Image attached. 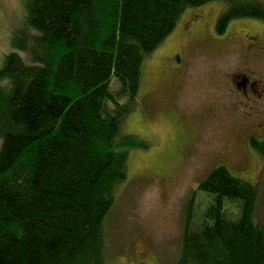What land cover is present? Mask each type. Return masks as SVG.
<instances>
[{"label": "trees", "instance_id": "16d2710c", "mask_svg": "<svg viewBox=\"0 0 264 264\" xmlns=\"http://www.w3.org/2000/svg\"><path fill=\"white\" fill-rule=\"evenodd\" d=\"M215 1L226 3L219 33L264 20L262 0H27L0 64V264H108L105 226L129 149L146 146L123 133L144 61L185 10ZM259 192L214 167L190 196L174 264H264ZM200 194L209 203L198 216Z\"/></svg>", "mask_w": 264, "mask_h": 264}, {"label": "rangeland", "instance_id": "374dc122", "mask_svg": "<svg viewBox=\"0 0 264 264\" xmlns=\"http://www.w3.org/2000/svg\"><path fill=\"white\" fill-rule=\"evenodd\" d=\"M225 8H188L144 61L123 133L146 146L129 149V178L105 226L108 264H174L190 196L216 166L259 185L256 219L264 225V153L251 143L264 139V92L245 94L231 82L238 73L264 80V20L238 18L219 33ZM27 13V0H0V64ZM247 34L259 38L258 49L248 48ZM207 203L200 194L198 216Z\"/></svg>", "mask_w": 264, "mask_h": 264}, {"label": "flooded vegetation", "instance_id": "af4514ba", "mask_svg": "<svg viewBox=\"0 0 264 264\" xmlns=\"http://www.w3.org/2000/svg\"><path fill=\"white\" fill-rule=\"evenodd\" d=\"M245 38L250 42L248 44V48H250L251 46H255V48L258 49V44L260 41L259 38H257L256 36H250L248 34ZM252 42H253V44H252ZM259 48L263 49V47H259ZM231 82L236 83L237 86H239L241 89L244 90L245 94H248V92H249L248 90H250V88H253L254 92H256V93L257 92L258 93L264 92V80H262L261 84H259L258 82L252 83V80L245 73L244 74L238 73L236 76H234L232 78ZM260 96H263V95H260ZM262 136H264V135H262ZM256 138H258V137H256ZM261 141H264V139Z\"/></svg>", "mask_w": 264, "mask_h": 264}]
</instances>
